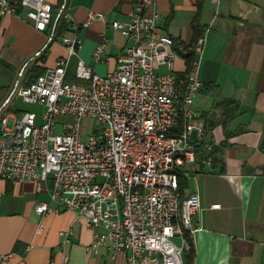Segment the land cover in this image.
I'll use <instances>...</instances> for the list:
<instances>
[{
	"label": "built area",
	"instance_id": "built-area-1",
	"mask_svg": "<svg viewBox=\"0 0 264 264\" xmlns=\"http://www.w3.org/2000/svg\"><path fill=\"white\" fill-rule=\"evenodd\" d=\"M9 14L39 31L51 27L49 41L62 18L70 34L61 37L67 54L57 65L29 84L17 79L0 104V202L3 182H35L38 192L50 196L36 203L37 214L73 211L91 228L95 251L105 246L112 258L125 252L127 264H185L192 249L187 234L197 230L201 199L197 191L185 194L182 182L211 170L220 144L193 108L203 85L206 36L193 49L194 75L175 71V39L159 26L156 0H137L128 21L111 23L129 40L116 68L99 74L78 58L74 76L87 82L72 81L69 66L82 47L80 29L105 14L90 11L79 24L66 2L55 13L48 0H0V19ZM106 45L103 40L95 48L96 61L109 59ZM181 93L189 96L188 115L180 113ZM15 99L43 110L6 113ZM85 117L99 122L86 138ZM183 141H190V163L181 162ZM178 217H188V232H180ZM43 228L40 223L37 231ZM71 233L62 232V244ZM14 257L0 252V262ZM69 259L63 253V263Z\"/></svg>",
	"mask_w": 264,
	"mask_h": 264
},
{
	"label": "crops",
	"instance_id": "crops-1",
	"mask_svg": "<svg viewBox=\"0 0 264 264\" xmlns=\"http://www.w3.org/2000/svg\"><path fill=\"white\" fill-rule=\"evenodd\" d=\"M48 1L55 13L66 2L79 24L90 11L105 14L81 27L83 43L71 58L68 79L80 81L74 76L78 58L99 74L113 71L129 40L111 23L128 21L137 0ZM156 3L159 26L183 51L195 46L197 36H206L203 85L193 108L220 144L213 152L215 166L182 182L185 194L197 191L201 199L194 217L193 264H264V0ZM51 29L39 31L17 14L0 19V73L12 76L8 84H0V104L17 79L35 76L34 66L44 71L67 54L62 35L49 41ZM103 40L109 59L96 61L94 50ZM187 69L186 56L178 52L175 71ZM1 188L0 252H14L15 257L0 264H64L63 253L69 255L68 264H127L125 252L112 258L105 246L95 251L91 228L73 211L37 214L36 203L50 196L38 192L35 182H3ZM40 223L44 228L37 231ZM69 228L72 233L62 244V232Z\"/></svg>",
	"mask_w": 264,
	"mask_h": 264
},
{
	"label": "bare ground",
	"instance_id": "bare-ground-1",
	"mask_svg": "<svg viewBox=\"0 0 264 264\" xmlns=\"http://www.w3.org/2000/svg\"><path fill=\"white\" fill-rule=\"evenodd\" d=\"M202 46V36H200L195 44L194 48H200ZM198 66V54L196 59L190 67L187 75H194V68ZM189 96L188 93L180 94V113L181 115H188ZM181 162L190 163V141H183L181 146ZM178 224H180V232H188L190 230V223L188 217H178ZM194 234H187L188 246H193Z\"/></svg>",
	"mask_w": 264,
	"mask_h": 264
},
{
	"label": "rangeland",
	"instance_id": "rangeland-1",
	"mask_svg": "<svg viewBox=\"0 0 264 264\" xmlns=\"http://www.w3.org/2000/svg\"><path fill=\"white\" fill-rule=\"evenodd\" d=\"M198 40V39H197ZM17 76V75H16ZM15 76V77H16ZM11 74L5 75L4 73H0V84H8L11 80ZM26 81H21V83H25ZM15 104L11 106L10 110L6 113L12 112H20V111H33L36 113H40L43 110V107L39 104L34 103H26L21 99H15ZM13 119H11V122ZM81 133L84 138H86L90 133L94 131L99 122L95 118L85 117L81 122Z\"/></svg>",
	"mask_w": 264,
	"mask_h": 264
},
{
	"label": "trees",
	"instance_id": "trees-1",
	"mask_svg": "<svg viewBox=\"0 0 264 264\" xmlns=\"http://www.w3.org/2000/svg\"><path fill=\"white\" fill-rule=\"evenodd\" d=\"M69 30V28H68V26H67V22H66V20L65 19H60V21H59V24H58V26H57V29H56V35L55 36H57V35H65V33H66V31H68ZM200 36H197L196 37V40H195V43L197 42V39L199 38ZM195 47V46H194ZM194 47L192 48V49H190V48H188V47H183V49L185 50V51H183L180 47H179V43L177 42V40L175 39V49L179 52V53H181V54H183V55H185L186 56V59H187V63H188V69H187V73H188V71L190 70V67H191V65L193 64V62L195 61V59H196V54H193V49H194ZM33 71L36 73L35 74V76L33 77V78H30V79H28V80H26V82L24 83V84H29L30 82H32L38 75H40L41 73H43L44 71H43V68L41 67V66H39V65H37V66H34V68H33ZM33 72V73H34ZM30 77H32V74L30 75ZM80 80V79H79ZM81 81V80H80ZM193 258H194V246H192V249L190 250V252L187 254V256H186V262H185V264H193Z\"/></svg>",
	"mask_w": 264,
	"mask_h": 264
}]
</instances>
